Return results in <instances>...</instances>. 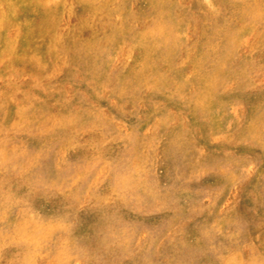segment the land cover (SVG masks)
Wrapping results in <instances>:
<instances>
[{
    "label": "rangeland",
    "instance_id": "rangeland-1",
    "mask_svg": "<svg viewBox=\"0 0 264 264\" xmlns=\"http://www.w3.org/2000/svg\"><path fill=\"white\" fill-rule=\"evenodd\" d=\"M263 109L264 0H0V264H264Z\"/></svg>",
    "mask_w": 264,
    "mask_h": 264
},
{
    "label": "bare ground",
    "instance_id": "bare-ground-1",
    "mask_svg": "<svg viewBox=\"0 0 264 264\" xmlns=\"http://www.w3.org/2000/svg\"><path fill=\"white\" fill-rule=\"evenodd\" d=\"M172 1V0H171ZM146 7V5H145ZM215 8V7H214ZM147 12V11H146ZM154 13V12H153ZM159 16V15H158ZM139 17V16H138ZM206 22V21H205ZM261 22V21H260ZM152 34V33H151ZM142 36V35H141ZM115 42V41H114ZM119 42V41H118ZM194 42V41H193ZM73 48V47H72ZM70 55V54H69ZM42 56V55H41ZM189 58V57H188ZM187 60V59H186ZM122 64V63H121ZM250 66V65H249ZM104 71V70H103ZM53 74V73H52ZM232 81V80H231ZM54 83V82H53ZM107 84V83H106ZM48 87V86H47ZM234 87V86H233ZM226 88V87H225ZM99 89V88H98ZM193 89V88H192ZM31 98V97H30ZM33 98V97H32ZM138 103V102H137ZM264 110V109H263ZM53 112V111H52ZM36 117V116H35ZM44 117V116H43ZM40 118V117H39ZM57 118V117H56ZM90 121V120H89ZM98 121V120H97ZM43 123V122H42ZM26 124V123H25ZM19 125V124H18ZM93 125V124H92ZM96 125V124H95ZM107 126V125H106ZM186 126V125H185ZM23 127V126H22ZM91 130V129H90ZM165 136V135H164ZM138 138V137H137ZM73 143V142H72ZM74 144V143H73ZM258 145V144H257ZM61 146V145H60ZM63 153V152H62ZM3 155V154H2ZM133 158V157H132ZM137 158V157H136ZM158 164V163H157ZM221 172V171H220ZM100 173V172H99ZM75 182V181H74ZM226 190V189H225ZM58 192V191H57ZM11 193V192H10ZM27 227V226H26ZM16 228V227H15ZM19 229V228H17ZM18 232V230H17ZM19 233V232H18ZM32 232H30L31 234ZM42 233V232H41ZM25 234V233H24ZM37 235V234H36ZM30 238V237H29ZM264 255V254H263Z\"/></svg>",
    "mask_w": 264,
    "mask_h": 264
}]
</instances>
